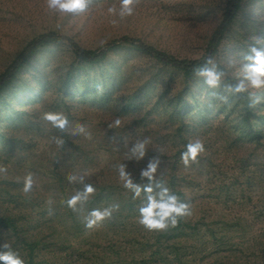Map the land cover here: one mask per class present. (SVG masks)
<instances>
[{
	"label": "rangeland",
	"instance_id": "374dc122",
	"mask_svg": "<svg viewBox=\"0 0 264 264\" xmlns=\"http://www.w3.org/2000/svg\"><path fill=\"white\" fill-rule=\"evenodd\" d=\"M226 1L138 0L133 15L120 19V0H92L78 14L49 9L47 0H0V73L29 41L49 32L91 50L129 36L177 59L200 60ZM253 37L264 39V0H241L214 54L227 73L215 91L228 95V103L213 99L201 78L130 44L117 43L98 64L78 60L65 41L37 50L0 95V166L7 168L0 173V215H16L31 235L41 232L34 241L54 247L67 264L78 254L60 249L66 245L79 243L98 255L105 247L111 264H126L111 253L121 247L128 264H136L160 241L166 250L178 244L186 264H264V101L252 107L249 99V93L264 97V89L223 92L225 84L242 78L240 65L229 62L241 60L254 44L264 47ZM46 112L64 113L68 129L54 128L43 119ZM117 117L121 125L109 128ZM77 124L90 139L73 134ZM256 131L262 132L260 140ZM145 137L151 141L145 158L129 160L131 145ZM196 139L205 151L185 167L181 154ZM157 154L162 161L157 179L169 189L173 182L172 192L180 199L182 192L190 205L191 223L179 239L170 238L172 231L150 232L139 224L143 194L134 199L118 175L125 164L135 183L146 184L140 170ZM29 173L34 184L24 193ZM70 174L86 175L96 189L84 216L118 204L111 219L92 230L69 229L71 209L64 201L82 189L68 181ZM16 242L0 229V250L7 243L17 252Z\"/></svg>",
	"mask_w": 264,
	"mask_h": 264
},
{
	"label": "clouds",
	"instance_id": "9594fccd",
	"mask_svg": "<svg viewBox=\"0 0 264 264\" xmlns=\"http://www.w3.org/2000/svg\"><path fill=\"white\" fill-rule=\"evenodd\" d=\"M92 0H47L49 9L59 11L61 13L78 14L87 10ZM138 0H120L119 17L123 19L133 15L134 6ZM110 14L115 15L116 9L111 7L108 9ZM113 24L118 21L113 20ZM257 44L264 45V39L253 37ZM240 65L242 78L236 83H227L223 87V92L229 95H242L249 93V89H264V47H256L255 44L250 46L248 52L243 54L239 61H230L229 66ZM193 74L201 78L204 84L213 91L211 96L213 99L228 103V95H221L216 89L221 88L222 78L227 74L225 70L220 69L215 60L209 57L202 66L193 68ZM102 91V89H98ZM251 101L250 106L254 107L264 101V97L249 93ZM43 119L49 122L54 128L64 132L69 127L68 117L62 112H46ZM121 119L117 117L111 127H119ZM85 134L87 138H91L90 133L86 132L83 125L77 124L73 130V134ZM53 142L57 145H64L65 141L60 137H53ZM150 138L145 137L138 139L130 147L129 160L136 162L142 161L147 154V145ZM186 150L181 154V160L185 167H189L193 163H197V158L205 151L204 144L201 140L196 139L189 142L185 146ZM162 161L159 154L154 156L147 163L146 168L140 170V177L146 180V184L135 183L132 174L127 170L125 164L118 166V175L123 181L124 188L133 193V198H140L143 194L144 203L139 208V224L148 231H166L170 227L175 228L181 218L191 215L190 205L181 201L180 197L171 191L165 184L157 179V172ZM7 168L0 166V173H6ZM86 175L70 174L67 179L70 183L82 185L81 190H77L74 195L64 201L67 207L73 211H82L84 205L89 198L95 194L96 189L92 183L85 182ZM34 184L33 174L29 173L24 178L23 192H31ZM51 203V201H49ZM79 206V208H78ZM119 209V205H111L103 210L93 209L84 217V227L88 230L99 227L105 220H109L113 216V212ZM0 250V264H25V260L19 253L11 250L9 244L2 245Z\"/></svg>",
	"mask_w": 264,
	"mask_h": 264
},
{
	"label": "trees",
	"instance_id": "16d2710c",
	"mask_svg": "<svg viewBox=\"0 0 264 264\" xmlns=\"http://www.w3.org/2000/svg\"><path fill=\"white\" fill-rule=\"evenodd\" d=\"M240 4L241 0L226 1V10L224 16L215 28L209 40L207 55L200 60L177 59L163 51L145 44L139 39H135L129 36H123L119 40L110 42L98 49L91 50L83 48L78 43L74 42L71 38L55 32L42 34L39 37L29 41L15 56V58L8 64L3 72L0 73V95L10 87L12 81L19 73L23 65L29 60L31 56L35 54L37 50L58 41L67 42L70 45L75 57L78 60L88 64H98L102 62L106 58L108 52L112 50L119 42L130 44L141 53L150 56L163 64L182 69L184 73L189 76L193 74V68L202 66L209 57H212L214 59V54L220 46L223 40V36L228 30L235 14L238 12ZM247 103H249V100H247ZM181 107L185 108L186 104H182ZM261 137L262 132L256 131V138L260 140ZM170 189L171 191H175L173 182L170 183ZM177 194L181 196V201H184V194L182 192H178ZM94 201L95 198L93 199L92 204H94ZM72 211L73 210L71 209L70 217L72 220V224L70 225L69 229H75V226H84L85 216L83 214V210L80 211V214L77 215L72 213ZM19 220L20 219L16 215L13 216L12 213L11 215H5L3 213L2 215H0V222H2L3 224L0 225V229L1 233L6 234L8 239L10 238L12 240V238H14L17 241V248L15 247L16 251L25 260V264H67L66 262L64 263V261H66L65 255L60 257V255H58L59 251L53 250L54 247L47 246L46 244H43L42 241H34L35 239L39 238L41 232L36 233L35 235L29 234L28 229H25L24 225ZM190 223V218H181L175 228L170 227L167 230L173 232L170 238L179 239V231L184 232V229L188 230V227L186 226L190 225ZM159 244V246H150V248L154 249H150V251L143 253V255H141V261L139 259V263L136 264H186L181 257V249L179 248L178 244L173 245L167 250L163 249L161 241L159 242ZM60 249H71L73 251L72 254L77 252L78 255H76L75 263L78 264H111L114 262L106 258L105 247H103L102 252H99V255L96 252H88L92 250L91 248L84 251L79 243L76 246L66 245V247ZM114 249H112L111 253L115 254L117 258L121 259V261H125L126 264H128L129 262L127 261V258L122 257L126 255L122 254L121 247H117L118 252L114 251ZM131 258H133L132 261L135 262V255H131Z\"/></svg>",
	"mask_w": 264,
	"mask_h": 264
}]
</instances>
